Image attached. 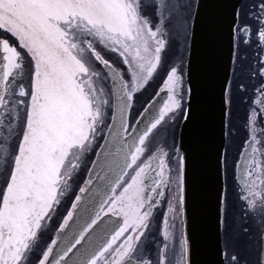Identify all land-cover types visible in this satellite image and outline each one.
Here are the masks:
<instances>
[{
    "label": "snow or ice",
    "instance_id": "1",
    "mask_svg": "<svg viewBox=\"0 0 264 264\" xmlns=\"http://www.w3.org/2000/svg\"><path fill=\"white\" fill-rule=\"evenodd\" d=\"M225 41L216 254L264 264V0H0V264H197Z\"/></svg>",
    "mask_w": 264,
    "mask_h": 264
},
{
    "label": "water",
    "instance_id": "2",
    "mask_svg": "<svg viewBox=\"0 0 264 264\" xmlns=\"http://www.w3.org/2000/svg\"><path fill=\"white\" fill-rule=\"evenodd\" d=\"M235 3V0H233ZM227 61L226 41L221 46V71L218 77L206 84L201 94V121L204 136L200 145L201 169L198 198L195 210L189 206L190 229L194 227L199 247L196 256L197 264H218L216 254L222 243V230L216 225V190L219 179L216 173V150L221 146L219 95L220 80L223 79V67Z\"/></svg>",
    "mask_w": 264,
    "mask_h": 264
},
{
    "label": "rangeland",
    "instance_id": "3",
    "mask_svg": "<svg viewBox=\"0 0 264 264\" xmlns=\"http://www.w3.org/2000/svg\"><path fill=\"white\" fill-rule=\"evenodd\" d=\"M152 93V89L150 88L149 90H148V93H146L145 95L146 96H148V95H150ZM229 148H230V150H231V153H232V155L233 156H235V154H236V147H235V145H229Z\"/></svg>",
    "mask_w": 264,
    "mask_h": 264
},
{
    "label": "trees",
    "instance_id": "4",
    "mask_svg": "<svg viewBox=\"0 0 264 264\" xmlns=\"http://www.w3.org/2000/svg\"><path fill=\"white\" fill-rule=\"evenodd\" d=\"M229 150H230V148H229ZM231 151V150H230Z\"/></svg>",
    "mask_w": 264,
    "mask_h": 264
}]
</instances>
